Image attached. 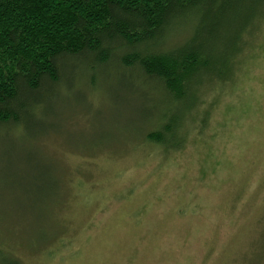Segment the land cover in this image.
Segmentation results:
<instances>
[{
  "label": "rangeland",
  "instance_id": "1",
  "mask_svg": "<svg viewBox=\"0 0 264 264\" xmlns=\"http://www.w3.org/2000/svg\"><path fill=\"white\" fill-rule=\"evenodd\" d=\"M259 32L228 80L205 77L194 106L112 70L95 74L93 90L74 74L54 103V135L39 147L25 133L1 136L0 264H264ZM234 35L213 43L224 70ZM162 122L186 130L149 140Z\"/></svg>",
  "mask_w": 264,
  "mask_h": 264
},
{
  "label": "trees",
  "instance_id": "2",
  "mask_svg": "<svg viewBox=\"0 0 264 264\" xmlns=\"http://www.w3.org/2000/svg\"><path fill=\"white\" fill-rule=\"evenodd\" d=\"M222 15L229 26L214 38ZM262 29L264 0H0V137L25 133L39 147L54 135V103L74 74L93 90L95 74L112 70L155 87L168 105L194 106L205 77L228 80ZM232 32L235 62L224 70L213 43L224 47ZM175 126L162 122L146 137L164 142V132L186 130L175 135ZM9 260L22 264L16 255Z\"/></svg>",
  "mask_w": 264,
  "mask_h": 264
}]
</instances>
